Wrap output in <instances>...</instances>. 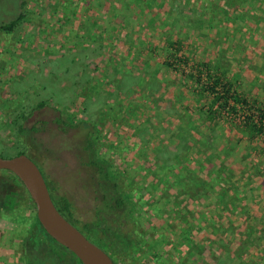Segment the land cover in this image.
Here are the masks:
<instances>
[{
	"label": "rangeland",
	"instance_id": "1",
	"mask_svg": "<svg viewBox=\"0 0 264 264\" xmlns=\"http://www.w3.org/2000/svg\"><path fill=\"white\" fill-rule=\"evenodd\" d=\"M0 1L9 15L15 0ZM27 1L14 32L0 33V157L28 152L53 195L72 203L78 226L98 217L101 225L89 240L110 247L113 240L103 241L102 230L117 220L95 214L102 196L83 164L87 130H63L52 120L60 110L95 123L96 156L113 166L127 192L134 190L141 215L136 229L144 232L132 251H108L115 264H175L172 256L182 251L181 234L192 219L198 229L186 236L193 242L212 237L210 223L218 216L264 245V146L250 145L239 125L248 110L264 107V5L250 0L235 10L221 0ZM199 63L224 72L246 100L236 116L200 118L212 96L200 95L201 85L191 78ZM42 102L45 108L35 109ZM181 156L185 165L177 162ZM221 170L222 181H212ZM173 175L187 183L172 186ZM199 180L213 189L202 197L195 192ZM151 184L165 187L164 193H154ZM177 189L181 194L174 197ZM5 193L0 264H26L21 242L32 235V210L12 185ZM43 244L64 264L73 259ZM258 249L248 251L254 264H264ZM46 255L29 253L30 264H55Z\"/></svg>",
	"mask_w": 264,
	"mask_h": 264
},
{
	"label": "trees",
	"instance_id": "2",
	"mask_svg": "<svg viewBox=\"0 0 264 264\" xmlns=\"http://www.w3.org/2000/svg\"><path fill=\"white\" fill-rule=\"evenodd\" d=\"M221 1L224 2L226 6L232 7L235 10L236 7H239V5L243 3L248 4L250 2V0ZM257 1L260 5H264V0ZM118 2H120V4H125L126 0H118ZM26 4V0L23 1L21 5V11L18 13V15L16 16V14H14L13 19L2 25V32L6 34L14 32L19 24V21L22 19V11ZM244 12L245 10H243V13ZM178 44L180 45V43ZM168 45H172L170 39L168 40ZM170 50L172 49L170 48ZM197 68V74L192 75L191 78L196 80L197 85H201V90L199 91L201 92L200 95L209 93V95L212 96V99H210L208 103L207 109H203L200 112V118L203 117V121H206V119L215 120V115L218 113L226 114L229 117H234L238 114L239 109L247 106L246 100L242 99L234 92L233 82L231 79L226 78L224 72H222L220 75L214 74L211 72V67L207 66L206 63H199ZM43 108H45L44 102L39 103L35 107V109ZM56 112L57 116L54 117L52 122L56 125H61L63 130L80 128V126L87 130L82 149L88 153V161L83 164H85L87 167H91L93 171L92 179L95 180V186L97 188L96 191H99L102 196V204L95 209V214L97 216L107 214L114 220H117L115 226H108L102 230L103 241H109L111 243L110 239H112V244L117 242V248L113 247L112 244L110 247L106 248H102L99 245L98 246L101 247V249L105 251L110 257L111 255L108 252L109 250H113L115 252L132 251L137 247L140 235L144 233L143 230L136 229V227L139 225L138 223L140 222L141 215L138 213V209L136 207L137 202L133 195L134 190H132V192H127L124 182L123 184L120 183L121 179L114 171L113 166L108 162L106 163L105 161H100L97 158L94 146V132L96 131V124L92 121L87 122L83 120H73L72 116L68 115L67 111L56 110ZM239 125L241 127L242 133L248 137V143L250 145L257 142V145L264 146V107L261 109H256V114H252V110H248L245 115L241 116ZM18 132L22 133L23 135L26 133V129L19 127ZM18 154H25L29 158L33 159L30 154L24 150ZM177 160V162L180 161L183 165H185L187 162L185 161L184 156L179 157ZM222 171L223 170H221L219 173L216 172L212 181L217 183L221 182V176H223ZM187 172H189V170L185 173ZM182 176L183 175H181V177ZM43 177L58 211L89 239L90 234H95V229L101 225L98 217L95 218L96 220L84 223L82 227L78 226L79 222L75 217L72 203L67 199V197L63 195L54 196L44 174ZM172 179L173 180L171 181V184L175 187H181L180 184L187 183L184 182L185 179L181 180L180 177L175 175L172 176ZM199 183L200 185L197 188V191H195L196 196H205V194H207L206 192L213 190L210 186V182L199 180ZM9 185H12L16 188V190H18L22 203H27L26 206L28 209L32 210V216L29 219L32 224V235L21 242V244H24L23 254L25 256L23 258L25 263L30 264L29 253L37 252L39 255L47 254L46 258L53 260L55 264H64V260H62L63 262L61 260L59 261V258L54 256V252L50 250L49 246L47 252L43 251L45 246L42 245H44L43 243H46L61 247L62 249L66 250L71 255V257H73V259L71 258L68 261H65L66 264H81L70 251L57 244L45 233L36 218L35 207L28 193L24 189L21 182L13 174L7 171H0V211L6 206L7 198L5 192L7 191ZM151 186V190L154 193H157L158 191H162V193H164L163 191H165V187L160 190L157 189V186L154 184H151ZM179 190L182 191V194L186 195L188 194L187 191L189 189L183 187ZM179 190L177 189L174 197L181 194ZM223 207L225 208L224 205ZM17 210H19V208ZM155 211V209H152L153 216L156 215ZM151 218L152 217H150L149 220H151ZM220 218L217 216L210 223L213 226V230L211 231L212 237L210 239L201 237V239H199L200 241L198 240V242H193L191 235L186 236L188 232L192 234L195 229H198V225L196 224L198 222L195 223V220L192 219L191 222H189V225L185 226L183 233L181 234L182 241L179 243L182 251L179 252V255L172 256L175 260V264H254L252 255H250L248 248L257 247L259 248L257 253H264V245H261L263 238L260 241L254 240L252 238V234L250 235L249 233L248 237H245L239 225H236V223L233 221H228L227 218L225 221L222 219L220 220ZM194 223L195 225L193 226ZM236 237L237 240H235ZM203 242L208 243L207 248L203 247H206V244ZM182 254L187 255V258L182 259ZM190 254L193 256L192 259L189 257ZM111 259L113 260L112 257ZM113 262L115 264L114 260Z\"/></svg>",
	"mask_w": 264,
	"mask_h": 264
},
{
	"label": "water",
	"instance_id": "3",
	"mask_svg": "<svg viewBox=\"0 0 264 264\" xmlns=\"http://www.w3.org/2000/svg\"><path fill=\"white\" fill-rule=\"evenodd\" d=\"M0 171L13 174L23 185L35 207L36 218L57 244L70 251L81 264H114L111 257L89 240L56 208L38 166L25 154L0 157Z\"/></svg>",
	"mask_w": 264,
	"mask_h": 264
},
{
	"label": "flooded vegetation",
	"instance_id": "4",
	"mask_svg": "<svg viewBox=\"0 0 264 264\" xmlns=\"http://www.w3.org/2000/svg\"><path fill=\"white\" fill-rule=\"evenodd\" d=\"M23 1H25V0H15V5L14 6L12 5V7L9 6V8H8V5H7V8L9 9V15L8 14L4 15L3 11H1V9L3 8V2L1 3V1H0V15H1V18H0V33H4L1 30L2 25L5 24L6 22L10 21L11 19H13V14H16V16H17L19 11H21V5H22ZM26 3L28 4L27 0H26ZM4 34H6V33H4ZM16 247L14 248V247L10 246V249H12L14 252H18V251H16V249H17Z\"/></svg>",
	"mask_w": 264,
	"mask_h": 264
}]
</instances>
